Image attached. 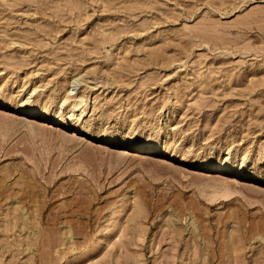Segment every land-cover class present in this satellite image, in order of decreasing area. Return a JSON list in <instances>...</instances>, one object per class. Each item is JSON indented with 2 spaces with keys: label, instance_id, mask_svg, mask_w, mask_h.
<instances>
[{
  "label": "rangeland",
  "instance_id": "374dc122",
  "mask_svg": "<svg viewBox=\"0 0 264 264\" xmlns=\"http://www.w3.org/2000/svg\"><path fill=\"white\" fill-rule=\"evenodd\" d=\"M0 264H264V0H0Z\"/></svg>",
  "mask_w": 264,
  "mask_h": 264
},
{
  "label": "bare ground",
  "instance_id": "6f19581e",
  "mask_svg": "<svg viewBox=\"0 0 264 264\" xmlns=\"http://www.w3.org/2000/svg\"><path fill=\"white\" fill-rule=\"evenodd\" d=\"M12 111H18V112H24V113H27V114H30V115H32V116H39V117H41L43 120H48L49 118H48V116L46 115V114H39L37 111H32V110H29V109H27V108H25V107H23V106H21V104H20V106H10L9 107ZM44 112V111H43ZM66 123V122H65ZM64 126H68L67 124H64ZM139 148H148V150H151L149 147H147V146H145V145H139L138 146ZM210 168H218L219 170H227L228 171V169L226 168V167H224V166H221V165H214V164H212V165H208Z\"/></svg>",
  "mask_w": 264,
  "mask_h": 264
}]
</instances>
